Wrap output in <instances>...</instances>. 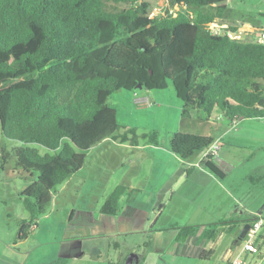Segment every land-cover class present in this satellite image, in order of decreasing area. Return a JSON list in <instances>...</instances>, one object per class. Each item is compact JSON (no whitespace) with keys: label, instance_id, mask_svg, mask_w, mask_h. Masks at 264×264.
<instances>
[{"label":"trees","instance_id":"obj_1","mask_svg":"<svg viewBox=\"0 0 264 264\" xmlns=\"http://www.w3.org/2000/svg\"><path fill=\"white\" fill-rule=\"evenodd\" d=\"M104 1L123 8L108 10ZM150 1L0 0V135L24 145L12 152L18 175L36 177L19 194L29 220H21L17 241L45 214L54 189L82 168L89 149L110 138L137 144L136 128L116 134V112L107 104L114 92L172 84L182 118L195 109L206 118L218 110L230 122L264 118V45L205 28L241 26L224 22L228 0H167L178 6L174 18H149ZM142 137L159 144L155 130ZM212 142L178 132L169 148L191 163ZM7 159L1 148L0 169ZM211 161L205 167L221 178ZM127 190L116 186L100 214L116 215ZM224 224L177 227L176 241L215 240Z\"/></svg>","mask_w":264,"mask_h":264},{"label":"rangeland","instance_id":"obj_2","mask_svg":"<svg viewBox=\"0 0 264 264\" xmlns=\"http://www.w3.org/2000/svg\"><path fill=\"white\" fill-rule=\"evenodd\" d=\"M150 3L155 7L157 1L152 0ZM104 5L108 10L123 8L108 1H104ZM223 20L226 23H240L244 30L247 29V24H263L264 0H228ZM142 94L147 95L146 99L150 100V105H145L144 108L133 103L135 95ZM154 101L163 104L156 110L157 112L151 108ZM174 102L181 105L172 84L161 91H149L144 88L119 90L107 99V104L114 108L117 114L116 134L126 132L128 127L136 128L135 139L139 145L147 144L142 135L154 130L158 132L159 142L167 141L176 131L183 133L188 130L189 133L198 134L211 132L213 136L220 132L221 127L218 124L209 128L207 118L199 110H195L191 118H182L181 106L175 105ZM166 105L168 107H165ZM215 117L220 118L218 110H214L213 118L209 119V122H216ZM128 136L130 137V134ZM230 140L233 142L230 143ZM223 141L229 145L227 150L223 148V163L221 164L219 160L214 163L220 170L231 175L232 188L224 186L236 201L228 202L223 189L217 186H210V192L214 190L216 202L239 207L246 220L250 216V211L260 212L264 217V118L238 121L233 129H229ZM23 146L20 142L6 140L0 135V149H4L8 154L5 166L0 169V264H124L130 254H136L140 250V247L131 245L134 239L131 240L130 237H87L86 234L100 231L95 225L90 228L93 212L99 208L100 204L97 203L102 196L113 190L112 187L122 182L123 178L131 176L130 173L133 172L132 178L137 181L140 188L152 184L160 169L155 151L142 147V150H136L138 154L134 151H131V154L127 153L125 161L116 165H108L101 161L95 167V172L89 161L84 169L54 189L51 205L46 208L42 217L31 221L28 237L19 242L17 233L21 220H29L19 200V194L36 179L35 176L20 177L15 170L12 152ZM36 147L41 154L48 152L42 147ZM144 173L151 176L143 179ZM234 231L236 236L241 230L236 227ZM259 235L264 238V226ZM229 239L230 235L227 234L223 245L228 243ZM135 240H139V237L137 236ZM114 242L119 244L117 248L113 246ZM245 257L247 262L260 261L264 264V259H259L256 255L246 254ZM194 262L196 260L192 259L189 264ZM166 263H169V260H166ZM201 264H225L221 260V249L209 256V262Z\"/></svg>","mask_w":264,"mask_h":264},{"label":"crops","instance_id":"obj_3","mask_svg":"<svg viewBox=\"0 0 264 264\" xmlns=\"http://www.w3.org/2000/svg\"><path fill=\"white\" fill-rule=\"evenodd\" d=\"M146 98L148 96L144 94L135 95L133 103L137 105V101L146 100ZM174 104L181 106L176 102ZM160 106H163L161 102L154 101L151 108L154 109L153 111H156ZM137 107L144 108V106L138 105ZM165 107L168 106L166 105ZM195 110L190 112L189 118L196 112ZM212 118L213 114L206 121L209 124V128L215 127L216 124L221 127L220 132L216 136H213L211 132L206 134L192 132L190 134L210 137L213 141L219 140L220 154L217 159L211 162L214 163L216 160H219L222 164L223 148L227 150L229 146L223 140L228 135L229 129H233L234 121L230 122L220 116V118L215 117L216 122L211 123L209 119ZM185 132L189 133L188 130ZM175 133H178V131ZM170 138L167 141L163 140L159 142L156 146L148 143L133 145L129 142H120L119 140L110 138L103 140L85 153V161L80 170L84 169L89 161L93 166L94 172L95 167L101 161L108 165L119 164L123 160L125 161L127 153L131 154V151H134L138 154L136 150H142V147L155 151L156 162L160 167L149 187L140 188L137 181L135 182L132 178L133 172L130 173L131 176L123 178L122 182L112 187L114 189L119 185L124 186L128 189L127 192L129 193L121 196L119 200L120 209L116 215L105 216L100 214L99 211L101 205L113 190L102 196L101 200L97 203V205L100 204L99 208L95 211L96 213L93 212L94 220L90 221V228L95 225L100 231L97 232L96 230V232H92L91 234L88 232L86 235L87 237L103 236L111 238L125 236L130 237L131 240L134 239L131 245L140 247V250L136 254L133 253L136 256V264H189L192 259L196 260L194 264H197V262L201 264V262H209V256L219 249H221V260L226 264L230 252L237 248L240 241L239 233L235 236L234 229L238 227L241 230L243 225L252 222L251 217L261 213L250 211V216L246 220L239 211V207H230L227 204H221L219 201L216 202L214 190L210 192V186H217L223 189L225 196L228 197L227 201L235 203L236 199L224 186L227 185L230 188L232 185L233 179L230 177L231 175L220 170L222 173L220 178L209 172L206 167L203 169L191 167L188 162L182 161L170 151ZM231 142L233 140H230ZM123 153L125 154L122 157L121 154ZM118 154L120 155L119 158L117 157ZM152 156L154 157V155ZM147 176H151V174L144 173L143 179ZM219 209H223V211ZM221 221H225L226 224L219 227L218 236L215 240L204 241L198 238H187L181 242L176 241L178 234L177 227L195 226L199 227L201 231L202 227ZM227 234L230 235V239L228 243L223 245ZM137 236L139 240H135ZM258 240L264 241V238L259 235ZM113 246L117 248L119 244L114 242ZM222 246L224 247L222 248ZM244 259L246 264H254L250 261L247 262L245 255ZM166 260H169V263H166ZM259 263L261 264L260 261Z\"/></svg>","mask_w":264,"mask_h":264},{"label":"built area","instance_id":"obj_4","mask_svg":"<svg viewBox=\"0 0 264 264\" xmlns=\"http://www.w3.org/2000/svg\"><path fill=\"white\" fill-rule=\"evenodd\" d=\"M156 2V1H155ZM178 11L177 5L170 4L167 0H157L156 6L152 7L149 11V18L158 17H175ZM207 31L213 36H227L231 40L241 42H256L264 45V23L258 27L247 24V29H242L241 26L232 31L217 22L206 24ZM264 97V93H263ZM138 106H149L150 102L146 100L137 101ZM261 109V107H259ZM236 124V121L233 122ZM220 151L219 140L213 141L208 147L203 149L196 157V159L189 163L191 167L203 169L208 160L218 158ZM254 219L249 223V229L244 237L239 241V245L234 251L230 252V256L226 264H246L244 255H256L259 259L264 258V244L262 240H258L261 228L264 226V219L261 214L254 215ZM254 264H260L254 263Z\"/></svg>","mask_w":264,"mask_h":264},{"label":"water","instance_id":"obj_5","mask_svg":"<svg viewBox=\"0 0 264 264\" xmlns=\"http://www.w3.org/2000/svg\"><path fill=\"white\" fill-rule=\"evenodd\" d=\"M137 89H142V86L138 85ZM248 229H249V224H245L242 226L241 231L239 233L240 240L244 237ZM124 264H136V256L134 254L129 255L127 259L125 260Z\"/></svg>","mask_w":264,"mask_h":264}]
</instances>
